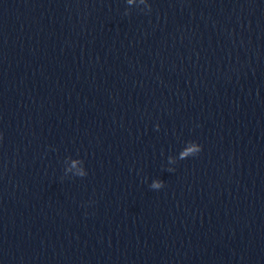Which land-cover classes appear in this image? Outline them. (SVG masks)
Returning a JSON list of instances; mask_svg holds the SVG:
<instances>
[{"label":"water","instance_id":"obj_1","mask_svg":"<svg viewBox=\"0 0 264 264\" xmlns=\"http://www.w3.org/2000/svg\"><path fill=\"white\" fill-rule=\"evenodd\" d=\"M146 2L0 0V264H264V0Z\"/></svg>","mask_w":264,"mask_h":264},{"label":"clouds","instance_id":"obj_2","mask_svg":"<svg viewBox=\"0 0 264 264\" xmlns=\"http://www.w3.org/2000/svg\"><path fill=\"white\" fill-rule=\"evenodd\" d=\"M141 2L145 3V4H146V7L150 9L151 5L148 4V3L146 2V0H141ZM200 150H201V149H200L199 146H195L194 151H200ZM81 174H82V175H86V174H87L86 170H85L84 172H82ZM151 186H152L153 188H159V187H162V182L159 181V180L153 181Z\"/></svg>","mask_w":264,"mask_h":264}]
</instances>
